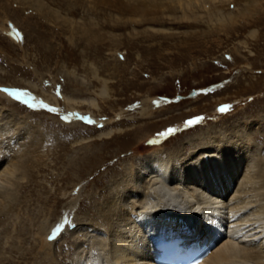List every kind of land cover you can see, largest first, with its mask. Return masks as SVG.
<instances>
[{
  "label": "rangeland",
  "instance_id": "374dc122",
  "mask_svg": "<svg viewBox=\"0 0 264 264\" xmlns=\"http://www.w3.org/2000/svg\"><path fill=\"white\" fill-rule=\"evenodd\" d=\"M43 1L60 17L78 24L92 22L93 27L102 29V35L108 37L105 43L92 45L79 37L71 42L70 34L54 23L41 20L31 8L18 15L16 20L20 25L10 18L22 35L21 46L8 42L5 33H0L1 86L13 92L9 95L11 100L26 108L21 113L25 117L35 113V95L40 96L44 107L34 122L55 135L51 139L53 144L46 143V151L41 150L44 166L35 170L31 187L23 193L30 201L34 199L30 210L39 207L44 213L41 222L45 216L49 220L47 240L55 241V252L61 254L54 262L70 264L77 247L69 234L78 228L76 219L92 217L90 210L103 206L106 188L115 189L113 183L116 178H122L124 168L142 158L133 149L144 139H154L156 147L171 152L178 146L182 148L187 139L211 128L219 129L227 124L230 127L241 119L264 116V12L260 18L242 20L228 29L221 27L217 18H225L230 12L240 15L242 4L220 10L222 15L216 11L215 18L200 9L195 11L197 20L172 23L171 17L159 15L160 23H129L117 28L111 19L124 18L120 11L107 7L91 10L89 6L67 0L76 6L70 10L65 1ZM2 14L0 10V19ZM181 15V10L175 12L176 17ZM111 38L118 39L119 47L114 46ZM250 85L255 89L248 90ZM18 93L25 95L16 99ZM68 98L72 99L73 107L65 106ZM147 99L150 101L146 105ZM28 104L33 107L29 108ZM148 106L153 111L152 118L142 113ZM221 108L226 110L222 112ZM117 113L122 115L117 117ZM67 115H71L68 120ZM199 117L203 119L191 126L186 123ZM93 119L118 120V134L123 137L98 140L96 137L111 126L96 124ZM169 129L174 131L166 134ZM125 132L131 135L126 137ZM259 138L264 148V133ZM191 147L189 144L183 147L186 155L193 151ZM99 161L92 169V164ZM78 176L82 183L74 187L79 183ZM64 191L68 196L75 192V196L64 198ZM34 194L40 202L35 201V196L32 198ZM76 198L78 202L73 203ZM49 209L56 212L53 218L47 215ZM7 223L12 231L7 238L0 227V264H42L35 235L37 226L31 224L28 215H22L17 225L14 219ZM23 226L25 231L21 233L18 229ZM254 243L258 245V241ZM85 246L91 261L95 251ZM46 264H50L49 259Z\"/></svg>",
  "mask_w": 264,
  "mask_h": 264
},
{
  "label": "bare ground",
  "instance_id": "6f19581e",
  "mask_svg": "<svg viewBox=\"0 0 264 264\" xmlns=\"http://www.w3.org/2000/svg\"><path fill=\"white\" fill-rule=\"evenodd\" d=\"M60 1H65L64 5L67 7H76L71 6L72 3L68 4L67 0ZM74 1L81 3L82 6H89L91 10L107 7L120 11L125 19L117 17L111 19L117 28L129 23L131 25L160 23L157 18L159 15L171 17L169 19L172 23L178 20H197L198 14L196 15L195 11L200 9L206 10L210 18H215L216 11L220 12L226 7L232 8L242 4L240 15L230 12L225 18L222 16L217 18L220 26L228 29L241 23L242 20L260 18L261 13L264 12V0ZM45 2L0 0V10L3 11L0 33H5L8 42L21 46L22 35L18 34L10 18L20 25L17 22L18 15L31 8L41 20L54 23L60 26L64 33L70 34L71 42L79 37L87 45H92L103 43L108 39L102 35V29L92 26L94 25L92 22L89 25L78 24L62 18L50 8V4L47 5ZM15 4L16 8H14ZM72 8L70 10H73ZM10 9L14 10L10 11ZM177 10H181L183 15L176 17ZM220 14L222 15V12ZM250 35L253 37L255 32ZM110 40L114 46L119 47L117 38ZM35 42L41 46L39 40L35 39ZM14 70L16 73L19 72L18 69L13 68ZM41 76L43 75H37V77ZM1 85L0 227H3L2 234L8 238L12 231L10 225L8 227L6 225L9 224L8 220L14 219L17 225L22 215H28L31 224L37 226L35 235L39 241V256L42 264H46L47 259L50 264H58L54 261L57 255L61 254L55 252L56 242L47 240L51 227L47 225L49 220L45 216V220L41 222L44 213L38 209L39 207L30 210L34 199L30 201L23 193L31 187L35 170L45 164L41 150H45L46 143L53 144L51 139L55 138L49 128L44 130L39 123L34 122V119L42 113L44 100L35 95V113L31 114V117L28 115L25 117L21 113H25L26 108L11 100L12 96L9 95H13V92L6 91V87ZM12 86L19 87L16 84ZM104 88L107 90L105 84ZM247 89H255V86L250 85ZM29 90L37 94L36 90ZM103 94L105 95V90L101 93L102 96ZM71 101L72 99L68 98L65 104L67 108L73 107ZM149 101L146 100V105ZM69 111L74 113L72 109ZM142 113L146 118L153 116L149 106L143 109ZM120 115L122 113H117V117ZM70 116H66L67 120ZM93 121L96 124L111 126L106 132L97 133L98 140L123 137L122 134H118L119 125L116 124L118 120L93 119ZM263 133L264 116L256 115L252 119L235 121L230 127L227 124L219 129L211 128L187 139L186 143L183 142L182 148L178 146L171 152L156 147L157 142L154 139H144V142L133 149L134 154L142 158L136 159L129 168H124L122 178H116L113 183L115 189L106 188L107 196L104 197L103 206L96 209L93 207L94 211L90 210L93 213L92 217L90 215V217L84 216L82 220L76 219L79 223L78 228L69 234L74 237L73 244L77 247L70 264H156L159 255L156 245L162 240L174 237L181 240L204 238V243L207 245L216 241L214 248L199 264H264V148H261L258 140ZM123 135L127 137L131 134L125 132ZM187 144L193 147L190 155H186L183 150ZM100 163L101 161L92 164V169ZM81 181L82 179L74 187L80 185ZM74 193L68 196V192L64 191V198L68 196L69 199L75 196ZM31 196L32 198L35 196V201L40 202L37 194ZM74 202L77 203L78 199L73 200ZM85 204L83 207L86 206ZM55 213L54 209H49L47 215L53 218ZM18 230L24 232L25 227ZM255 241H258V245L254 243ZM85 245L95 251V258H91V261L90 251L84 248Z\"/></svg>",
  "mask_w": 264,
  "mask_h": 264
},
{
  "label": "snow or ice",
  "instance_id": "6c2138e0",
  "mask_svg": "<svg viewBox=\"0 0 264 264\" xmlns=\"http://www.w3.org/2000/svg\"><path fill=\"white\" fill-rule=\"evenodd\" d=\"M20 95H25V93H18V94H15V98L16 99H19V96ZM29 108H32L33 107V105L32 104H28L27 105ZM43 106V105H42ZM226 109L225 108H221L220 109V111H225ZM201 119H203V117H199V118H197V120L196 121H193V120H189V121H187L186 123L188 124V125H192L193 123H196V122H198L199 120H201ZM174 130L173 129H169L168 130V133H166V134H170L171 132H173ZM51 238V237H50Z\"/></svg>",
  "mask_w": 264,
  "mask_h": 264
}]
</instances>
